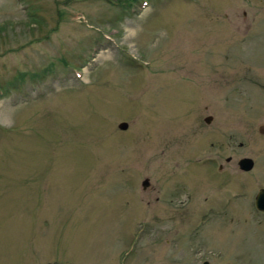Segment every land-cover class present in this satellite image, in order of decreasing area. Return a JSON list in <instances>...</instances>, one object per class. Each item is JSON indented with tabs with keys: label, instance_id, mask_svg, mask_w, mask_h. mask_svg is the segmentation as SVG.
I'll list each match as a JSON object with an SVG mask.
<instances>
[{
	"label": "rangeland",
	"instance_id": "374dc122",
	"mask_svg": "<svg viewBox=\"0 0 264 264\" xmlns=\"http://www.w3.org/2000/svg\"><path fill=\"white\" fill-rule=\"evenodd\" d=\"M258 125L264 0H0V264H264Z\"/></svg>",
	"mask_w": 264,
	"mask_h": 264
},
{
	"label": "water",
	"instance_id": "95a60500",
	"mask_svg": "<svg viewBox=\"0 0 264 264\" xmlns=\"http://www.w3.org/2000/svg\"><path fill=\"white\" fill-rule=\"evenodd\" d=\"M210 119H211L210 116H205L203 118V121L208 123ZM117 127L119 129H125L126 123L119 122ZM257 130L260 133L264 134V127L262 125H258ZM236 164L240 170L247 171L252 168L253 161L249 157H242L237 160ZM147 184H148V180L144 178L141 181V186L145 187ZM254 205L258 210L264 211V189H259L258 192L256 193L255 198H254Z\"/></svg>",
	"mask_w": 264,
	"mask_h": 264
},
{
	"label": "flooded vegetation",
	"instance_id": "af4514ba",
	"mask_svg": "<svg viewBox=\"0 0 264 264\" xmlns=\"http://www.w3.org/2000/svg\"><path fill=\"white\" fill-rule=\"evenodd\" d=\"M225 160H226V161H229V160H230V157H226ZM252 166H253V165H252ZM218 168L221 169V166L219 165ZM238 169H239V168H238ZM249 170H250V169H249ZM249 170H247V171H249ZM242 171H243V170H242ZM259 189H264V187L261 186V187H258V188H257V191L255 192V194H254V196H253V207H254V209H255V211H256L255 214H257V216H259V217L264 221V211L258 210V209L255 207V205H254V198H255V195H256V193L258 192ZM261 219H260V222H261ZM263 221H262V222H263ZM202 263H206V261H202Z\"/></svg>",
	"mask_w": 264,
	"mask_h": 264
},
{
	"label": "trees",
	"instance_id": "16d2710c",
	"mask_svg": "<svg viewBox=\"0 0 264 264\" xmlns=\"http://www.w3.org/2000/svg\"><path fill=\"white\" fill-rule=\"evenodd\" d=\"M132 3H130L129 5H131ZM139 4H140V2H139ZM142 4H144L143 2L140 4V5H142Z\"/></svg>",
	"mask_w": 264,
	"mask_h": 264
}]
</instances>
